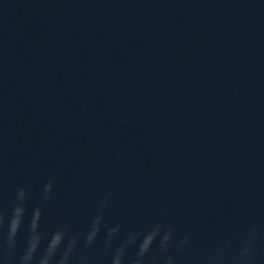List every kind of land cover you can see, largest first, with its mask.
Listing matches in <instances>:
<instances>
[{
	"label": "water",
	"instance_id": "1",
	"mask_svg": "<svg viewBox=\"0 0 264 264\" xmlns=\"http://www.w3.org/2000/svg\"><path fill=\"white\" fill-rule=\"evenodd\" d=\"M49 181L41 228L80 235L69 264H94L116 222L114 246L158 222L189 236L177 264L254 227L264 264V0H0V264H19Z\"/></svg>",
	"mask_w": 264,
	"mask_h": 264
},
{
	"label": "clouds",
	"instance_id": "2",
	"mask_svg": "<svg viewBox=\"0 0 264 264\" xmlns=\"http://www.w3.org/2000/svg\"><path fill=\"white\" fill-rule=\"evenodd\" d=\"M52 189L53 183L49 181L43 187L41 203L32 208L25 251L19 259V264H69L81 246L80 235H70L67 227L63 224L57 225L50 234L42 230L43 209L50 199ZM27 197V188L22 187L16 193L6 237L9 249L15 247L27 211ZM108 203V196L99 202L96 214L84 234V247H92L100 236ZM3 220L4 215L0 213V226L3 225ZM121 228V223L116 222L106 230L103 252L95 255L94 264H127L128 250L132 247H135L136 251L135 258L131 260L130 264H177V255L172 253L171 249L175 247V253L178 254L190 240V237L185 235L177 243L173 228L158 222L147 229L129 231L114 246L113 241L120 234ZM255 232L256 229L253 227L234 252L227 247H221L203 255H187L183 257L184 264H254ZM45 238L46 243H44L41 252V244ZM154 247L158 249L157 256L150 255ZM75 264H93V260L81 255L76 259Z\"/></svg>",
	"mask_w": 264,
	"mask_h": 264
}]
</instances>
